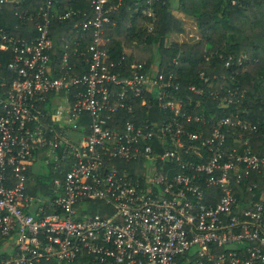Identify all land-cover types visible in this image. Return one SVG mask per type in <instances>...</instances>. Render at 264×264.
<instances>
[{"label": "built area", "instance_id": "2783aa9c", "mask_svg": "<svg viewBox=\"0 0 264 264\" xmlns=\"http://www.w3.org/2000/svg\"><path fill=\"white\" fill-rule=\"evenodd\" d=\"M109 1L91 0L94 16L75 24L91 35L82 74L71 73L67 45L60 68L51 61L52 19L79 12L45 0L31 38L0 25V264H264V198L236 210L233 189L264 174V155L230 143L242 125L234 112H188L158 62L114 70ZM200 78L210 88L193 93L220 108L238 101ZM137 105L162 112L142 117ZM38 158L54 172L67 164L50 195L30 191Z\"/></svg>", "mask_w": 264, "mask_h": 264}, {"label": "trees", "instance_id": "16d2710c", "mask_svg": "<svg viewBox=\"0 0 264 264\" xmlns=\"http://www.w3.org/2000/svg\"><path fill=\"white\" fill-rule=\"evenodd\" d=\"M44 1L0 3V25L17 37H34L37 33V11ZM69 1L64 6L55 0L61 12L68 7L79 13L70 15L64 21L57 17L52 19L51 61L53 66L60 68V59L67 45L73 64L71 73L82 74L88 67L86 47L91 35L86 33L81 37V29L75 24L92 18L94 12L91 0ZM109 2L117 5L104 27V36H112L106 42V48L108 60L114 62V70L145 62L146 67L159 64L164 72L173 71L179 88H172V92L177 99L183 100V107L188 112L204 111L207 118L213 114L220 116L228 111L234 112L235 120L239 119L242 125L235 127L234 134L229 136L230 143L241 149L249 148L259 156L264 155V0H178L175 6L177 13L172 11L171 0ZM137 4L139 8L135 11ZM148 7L152 9V14L143 12ZM31 14L33 19L29 18ZM185 18L192 20L198 30V41L174 39L176 35L186 38ZM227 61L229 65H226ZM200 73L209 77L213 91L219 90L222 95L232 90L238 101L232 106L220 108L212 95H198L190 91L188 86L191 84L202 86L205 90L210 88L200 78ZM135 111L142 117L146 112L152 116L162 112L157 106L147 110L139 105ZM120 115L126 117L128 113L121 110ZM214 121L216 117L209 125L212 126ZM32 163L28 171L30 191L50 195L53 179L63 181L67 164L54 172L50 163L48 174L43 175L32 170ZM233 189L239 206L236 210L246 208L251 201L264 198V174L254 171L249 178L234 183ZM180 264L186 263L182 261Z\"/></svg>", "mask_w": 264, "mask_h": 264}, {"label": "rangeland", "instance_id": "374dc122", "mask_svg": "<svg viewBox=\"0 0 264 264\" xmlns=\"http://www.w3.org/2000/svg\"><path fill=\"white\" fill-rule=\"evenodd\" d=\"M172 6H173L172 11L174 13H177V10L175 8L176 3H173ZM184 27H185V30L188 31L185 33L186 38H183L182 35H176L174 39L176 38V40L178 41L185 40L187 42L198 41V39L200 38V34L197 32L198 30L195 28V25L193 24L192 20H190L189 18H186L184 20ZM32 170L34 172H39V173H42L43 175H46L48 174V165L44 163V161L41 158H38L34 162Z\"/></svg>", "mask_w": 264, "mask_h": 264}, {"label": "crops", "instance_id": "0c3cea01", "mask_svg": "<svg viewBox=\"0 0 264 264\" xmlns=\"http://www.w3.org/2000/svg\"><path fill=\"white\" fill-rule=\"evenodd\" d=\"M177 1L178 0H171V2H172V4L173 3H176L177 4ZM58 2L60 3V4H62V5H67L70 1L69 0H58ZM138 8H139V4H137L136 5V7L134 8L135 9V11L136 10H138ZM186 19V18H185ZM185 35V34H184ZM186 37V36H185ZM106 38L109 40L110 38H112V36L110 35V34H108L107 36H106Z\"/></svg>", "mask_w": 264, "mask_h": 264}]
</instances>
